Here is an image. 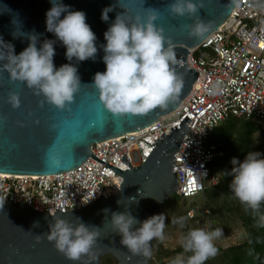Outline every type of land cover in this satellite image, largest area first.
<instances>
[{
  "label": "water",
  "instance_id": "obj_1",
  "mask_svg": "<svg viewBox=\"0 0 264 264\" xmlns=\"http://www.w3.org/2000/svg\"><path fill=\"white\" fill-rule=\"evenodd\" d=\"M71 10L86 13V22L96 34L98 48L95 59L68 61L65 48L59 41L54 45V64L59 67L72 63L77 67L81 87L74 101L65 109L43 102V97L34 94L22 82L12 81L0 62V173L20 176H55L75 170L88 158L116 172L123 179L118 190L109 196L98 197L85 208L76 210L38 212L23 203L13 204L9 200L0 203V264H100L107 256L117 264H151V258L133 255L121 245V236L109 223L113 212H128L143 221L153 215L162 214L165 203L177 187L174 173L175 153L189 129L185 117L180 124L169 129L153 144L154 148L146 161L131 168L126 156L121 161L130 169L121 171L95 158L91 147L105 140L117 138L131 132L148 128L161 117L175 112L192 91L198 73L186 63L189 50L200 46L227 21L239 0H195L196 15L173 16L169 5L174 0H62ZM202 5V6H201ZM6 6L7 9H4ZM112 7L107 22L101 20V12ZM51 7L50 0H0V37L5 43L14 45L16 54L28 46V36L38 37L37 47L45 40H55L45 30V13ZM156 10L159 15L154 24L162 30L165 46L176 53L174 70L183 77L184 87L178 98L167 108H157L147 114L114 116L107 112L98 99V92L91 85L96 72L105 71L102 62L104 32L117 15L133 21ZM198 17V18H197ZM17 25L12 23L13 19ZM202 20L209 30L200 37L188 34V25ZM23 35L14 37L13 32ZM10 53V46H2ZM9 93H16L19 106L8 102ZM134 197V200L129 198ZM118 201L120 203H118ZM107 210V211H105ZM62 218L73 226L83 222L99 228V236L89 253L78 261L68 260L57 251L45 236L55 218ZM38 222V227L33 225ZM137 224L135 227H139ZM39 236V237H37ZM154 241L150 243L154 244Z\"/></svg>",
  "mask_w": 264,
  "mask_h": 264
},
{
  "label": "clouds",
  "instance_id": "obj_2",
  "mask_svg": "<svg viewBox=\"0 0 264 264\" xmlns=\"http://www.w3.org/2000/svg\"><path fill=\"white\" fill-rule=\"evenodd\" d=\"M50 4L45 13V30L52 33L55 40H45L42 46L37 47L38 37L31 34L28 46L16 54L14 45L5 43L0 37V62L6 61L2 68L9 73L10 80L22 82L35 95L43 97V102L65 109L74 101L81 87L80 76L72 63L59 67L54 64V45L57 41L61 43L68 61L74 58L76 61L94 60L98 52L97 37L86 22L84 11L71 10V6L62 0H50ZM4 9H7L6 6ZM112 10L111 6L104 8L101 20L107 22L108 13ZM168 10L173 16L192 17L198 12V5L195 0H174ZM149 13L133 21H126L122 19L123 15H117L103 34L102 62L105 71L96 72L91 85L98 92L104 109L114 116L147 114L157 108H167L184 87L183 77L173 68L177 62L176 53L170 45L165 46L162 30L154 24L159 13L156 10ZM12 23L17 25L18 21L14 18ZM187 27L192 37H200L209 30V25L199 19ZM20 35L23 33L13 32L14 37ZM4 45L10 46V53L2 50ZM220 91V82L217 81L211 92L217 94ZM8 102L18 107V94L9 93ZM230 163L231 170L223 174L233 177L230 184L233 195L247 209L258 211L264 204V153L248 151L242 161L233 157ZM166 218L164 214H159L141 222L128 212H113L109 223L113 231L121 236V245L129 252L150 258V242L164 239ZM183 220L181 217L173 223L182 225ZM137 224L140 226L135 227ZM33 226L38 227V222ZM222 235V228L189 230L181 237L180 243L184 253L191 255L185 259L183 254H179L171 264H205L217 254L214 241ZM98 236L99 228L95 226L83 222L73 226L67 220L56 217L45 238L68 260L75 262L90 252Z\"/></svg>",
  "mask_w": 264,
  "mask_h": 264
},
{
  "label": "built area",
  "instance_id": "obj_3",
  "mask_svg": "<svg viewBox=\"0 0 264 264\" xmlns=\"http://www.w3.org/2000/svg\"><path fill=\"white\" fill-rule=\"evenodd\" d=\"M186 63L198 76L175 112L148 128L96 144L91 153L121 171L136 168L146 161L155 141L187 117L189 129L174 157V194L192 199L203 194L205 182L214 185L218 181L210 176L208 165L223 152L208 140L220 123L230 117L253 119L264 133V0H239L218 31L190 49ZM217 81L221 91L212 94ZM124 155L130 167L121 161ZM122 182L120 175L90 157L60 175H0V203L9 200L38 212H70L91 205L101 195L114 194ZM194 213L190 209L187 216L194 218Z\"/></svg>",
  "mask_w": 264,
  "mask_h": 264
},
{
  "label": "rangeland",
  "instance_id": "obj_4",
  "mask_svg": "<svg viewBox=\"0 0 264 264\" xmlns=\"http://www.w3.org/2000/svg\"><path fill=\"white\" fill-rule=\"evenodd\" d=\"M233 120L235 121V119ZM222 125L223 123H220L214 133L210 135L208 140L210 145H216V134L219 133ZM254 137L258 138L257 143L262 144V147H264V133L258 130ZM214 171H217L216 168H214ZM205 187L207 189L210 187L208 182H205ZM236 203L237 200L231 191L221 193L219 189L214 193L211 191L208 194L207 192L204 195L199 194L192 199H181L176 194H173L162 210V214L167 217L165 220L164 239L154 241L151 264H171L172 260L179 254H183L184 258L187 259L191 253H184L180 239L193 228H204L205 230L223 229V235L214 241L215 246L219 248L217 254L205 261V264H228L223 251L229 247L241 245L246 241L245 229L241 226L236 214L226 211L229 207L235 208ZM190 209L195 212L194 219L200 216L202 220L200 218L199 221H194V223L186 220L182 225L173 223L174 220L184 217L186 211L188 212ZM218 210L221 214H218ZM208 211L213 213V215L210 214L212 220L203 216ZM208 215L206 213V216ZM100 264H117V262L111 256H107L100 261Z\"/></svg>",
  "mask_w": 264,
  "mask_h": 264
},
{
  "label": "trees",
  "instance_id": "obj_5",
  "mask_svg": "<svg viewBox=\"0 0 264 264\" xmlns=\"http://www.w3.org/2000/svg\"><path fill=\"white\" fill-rule=\"evenodd\" d=\"M199 52L200 51H198V53ZM233 119H235V121ZM258 130H261L259 124L253 119L238 120L230 117L223 122L215 138L216 145L223 152V156L215 158L208 165L210 176H216L218 181L215 185H210L208 189L206 188L203 195L205 192L208 194L213 191L214 193L217 189H219L221 193L231 191L230 184L233 177L231 175H224L223 173L231 170L232 165L230 161L233 157L242 161L248 151H259L264 153V147H262V144H258V138L254 137ZM214 131L212 133H214ZM214 168H216L217 171H214ZM226 211L236 214L246 234V241L244 243L235 247H229L223 251L228 264H264V219H262V217H264V204L261 205L258 211H253L247 209L245 205L237 200L235 208L229 207ZM187 213L186 211L183 222L188 220L194 223V221H199L200 218L202 220L200 216L195 219L189 218ZM206 213L209 215L206 216ZM206 213H204L203 216L212 220L210 214L213 215V213H210V211ZM218 214H221L219 210ZM217 249L219 250V248Z\"/></svg>",
  "mask_w": 264,
  "mask_h": 264
},
{
  "label": "bare ground",
  "instance_id": "obj_6",
  "mask_svg": "<svg viewBox=\"0 0 264 264\" xmlns=\"http://www.w3.org/2000/svg\"><path fill=\"white\" fill-rule=\"evenodd\" d=\"M193 49V48H192ZM190 51V50H189ZM0 175H7V176H20V175H9V174H1L0 173ZM33 177H35V176H33Z\"/></svg>",
  "mask_w": 264,
  "mask_h": 264
}]
</instances>
